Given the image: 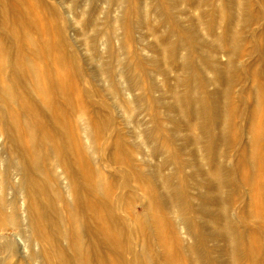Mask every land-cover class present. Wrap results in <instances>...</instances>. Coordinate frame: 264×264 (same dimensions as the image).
Instances as JSON below:
<instances>
[{
	"label": "rangeland",
	"instance_id": "rangeland-1",
	"mask_svg": "<svg viewBox=\"0 0 264 264\" xmlns=\"http://www.w3.org/2000/svg\"><path fill=\"white\" fill-rule=\"evenodd\" d=\"M232 4H236V7L232 8ZM116 7L117 0H0V11L3 9L8 15L5 22L9 28L15 26L14 19L20 14L18 9L29 12L42 19L47 28L46 33L70 53L74 66L72 70L70 64L62 68L53 65L46 73L49 77L64 76L67 81L66 90L71 103L66 105L65 101L60 100L61 121L68 126V132L78 139V147L88 156L90 170L98 172L104 184L109 186L107 198L112 202L109 212L140 218L156 214L168 222L169 239L177 246L173 251L177 261L175 264H227L222 252L214 247L218 240L216 236L201 231V235L195 237L192 231L183 234L178 228L179 218L191 216L207 226L217 223V218L200 208L176 214L173 212V209H177L175 201L172 210L155 206L142 195V183L128 180L131 183L127 187L122 174L130 167L146 168V165L143 166L145 162L159 163L160 152L170 150L171 155L168 156V151L162 171L166 173L171 170L170 182H176L179 191L185 194L181 205L198 202L199 198L194 192L202 184L198 183V173L193 170V157L187 152L193 146L184 135L182 124L192 119V100L196 96L201 97L204 92L218 88V101L224 102V81L213 73L207 58L214 56L215 61L225 63L230 50V35L242 28L243 37L233 61V82L228 100L235 115H232L228 130L231 146L226 150L225 159H219L229 169L230 179L234 183L232 204L226 217L243 233L240 263L263 264L260 259L251 261L249 255L250 249L253 250L259 239L264 237V173L260 169V157L264 155V131L255 142L250 141L251 134L264 130V0H124L123 7L117 12L121 18L115 22ZM199 8L206 11L201 24L195 19ZM191 20L195 25H192ZM192 27H195V31L190 33ZM153 32L162 36L163 42L173 41L178 36L184 37L183 44H177L172 58L167 62L156 58L155 62L145 60L155 54L151 48L147 53L149 55L146 54V47L154 41ZM40 34L39 27H35L30 36L37 38ZM101 41L104 42V48L100 45ZM185 54L193 63L205 66L196 77L190 75L186 78L185 73H180L178 63ZM125 59L131 60L130 66L123 67L122 61ZM119 68L124 69L126 77L130 74L134 76L130 85L131 91L136 94L133 99H129L122 91L125 81L123 78L118 79ZM40 69L43 66L36 64L30 70L38 72ZM178 76L181 79H177ZM194 79L199 82L204 80L199 87L200 92L193 88ZM207 79L209 81H205ZM175 94L181 95L183 114L169 107ZM54 98L60 99L56 93ZM0 108L5 109L1 99ZM94 112L100 113L106 120L104 130L98 131L94 124ZM252 112L254 117L250 120ZM85 119L90 121L88 132L93 142L91 147L81 138ZM216 123L208 121L205 135L200 132L202 154L210 151L211 140L208 139L221 126L220 122ZM143 128L148 129L144 136L140 131ZM118 141L123 146L120 149L115 147ZM26 144L27 141L24 146ZM213 147L218 152V144L215 143ZM42 152L44 154L45 151ZM251 152L257 154L252 167L248 164ZM208 163L207 168L212 162ZM48 167L44 174L52 173ZM4 172L0 166V175H4ZM244 178L247 184L242 183ZM249 179H254V183H250ZM258 179L261 184H258ZM147 184L153 186L149 180ZM53 193H56L54 204L63 208L66 196L61 187L57 185ZM119 193L120 202H115L113 196ZM5 197L8 203L14 198V192L6 191ZM88 202L95 204L96 199L91 197ZM248 209L256 212L257 220L246 218ZM58 212L60 220L56 219L57 223L75 231L79 220L74 218L70 223L68 208ZM101 213L103 211L96 214ZM97 220L96 215L85 218L89 225ZM25 227V222L12 214L11 208H7L4 203L0 213V264L8 261L12 264H33L14 235V232L23 233ZM89 232L90 228L86 227V233ZM97 238L92 236L90 239L93 241L89 240L98 244L100 238ZM57 241V247H63L68 255L71 251L74 254V250L70 245L66 246L62 238ZM8 244H12V253L4 249ZM190 244L192 248L187 250ZM90 253L93 259L94 251ZM155 253L156 257L159 254L161 264H166L162 261L158 247ZM111 255V250L106 248L104 260H110ZM162 257L165 258L164 255Z\"/></svg>",
	"mask_w": 264,
	"mask_h": 264
},
{
	"label": "bare ground",
	"instance_id": "bare-ground-1",
	"mask_svg": "<svg viewBox=\"0 0 264 264\" xmlns=\"http://www.w3.org/2000/svg\"><path fill=\"white\" fill-rule=\"evenodd\" d=\"M123 4L124 0H117L116 13L120 11ZM232 6L234 8L236 4ZM202 9L205 10V8ZM17 11L20 14L15 17V26L12 28H9L5 22L8 20V15H5L3 9L0 11L3 27L0 29V99L5 106V109L0 108V166L5 171L4 175H0V213L6 203L7 208H11L12 214L18 215L25 222L26 227L23 233L14 232L21 249L28 253L33 264H161L159 254L156 257L155 253L158 247L160 254L162 253V261L166 264H175L177 261L173 251L177 246L169 239V224L160 215L149 214L140 218V216L129 217L108 211L112 205L107 198L109 186L104 184V179L98 172L90 170L87 164L88 156L78 147V139L68 132V126L61 121L60 100L65 101L66 105L71 103L70 95L66 90L67 81L64 76L49 77L46 74L49 67L53 65L62 68L70 64V70H72L74 66L71 64L70 53L46 33L47 28L42 19L39 20L24 10ZM205 13L206 11L199 8L195 15L199 24L202 23ZM119 14L115 15V22L121 18ZM191 23L195 25L192 20ZM35 27L41 30L40 37L30 36ZM194 31L195 27H192L190 33ZM153 35L154 41L146 47L148 48L146 54L150 48L155 51V54L144 58L151 62H155L154 58L167 62L172 58L177 44L184 42L183 36H178L170 42H163L162 36L155 32ZM242 37V28L231 33L230 50L226 55L225 63L215 61L214 56L207 58L213 73L224 81V102L218 101V88L204 92L201 97L196 96L192 100V119L185 120L182 124L184 135L193 146L187 149V152L193 157L192 161L195 164L193 170L197 171L198 183L202 184L199 190H197L199 186H196L194 192L199 198L198 202L181 205L180 202L185 194L179 191L176 182H170L172 181L171 170L166 173L162 171V165H165V158L170 150L160 152L159 163L149 161L146 164L145 162L143 166L146 165V168L134 166L122 174L127 187L131 183L128 180H133L136 184L142 183V195L155 206L160 205L172 210L175 201L177 209H173V212L176 214L179 211L190 212L194 208H200L216 217L218 222L210 226L191 216L181 220L179 218L177 219L178 228L183 234L192 231L195 237L200 236L201 231L216 236L218 240L214 243V247L222 252L227 264H241L240 241L243 237L242 231L237 230L235 224L226 217L232 204L234 183L230 179L229 169L221 161L225 159L226 150L231 146L228 130L234 109L228 105V100L233 82L231 75L233 61ZM100 45L102 48L105 47L103 41ZM130 61L126 59L122 61L123 67L130 66ZM36 64L43 66V69L38 72L31 71L30 69ZM178 66L180 73H185L186 78L190 75L196 77L198 71L205 67L204 64H195L190 61L186 54L182 56ZM121 78L125 81L122 88L124 94L129 99L136 97L130 87L134 76L130 74L126 77L124 69L119 68L118 79ZM177 79H181L180 76ZM203 82L204 80L199 82L198 79H194L193 88L196 92H200L199 87ZM54 93L60 99L56 100ZM169 104V107H174L176 111L183 114L184 108L181 105L180 94H175L172 103ZM94 114L93 120L98 131L104 130L106 120L100 113L94 112ZM251 117H254L253 112L250 114V120ZM208 121L214 124L220 122L221 126L219 131L208 139V141L211 140L210 151L202 154L200 132L205 135ZM60 122L62 124L59 125ZM147 130L140 129L141 135L144 136ZM88 131L90 132V121L85 119L81 138L88 147H91L93 142ZM263 131L251 134L250 141L257 140ZM25 141L28 142L26 146H24ZM215 143L219 146L218 152L213 147ZM115 147L120 149L123 146L118 141ZM41 149L45 151L44 154ZM170 155L171 151L168 156ZM250 156L248 164L252 167L257 154L251 152ZM208 162L212 163L207 168L206 165L210 164ZM260 164L263 174L264 155L260 157ZM47 167L48 170H52L51 174H44ZM148 180L154 187L147 184ZM249 182L253 184L254 179H249ZM242 183L247 184V180L244 178ZM259 183L261 184L260 179H258ZM57 185L66 196L63 208H68L70 211V223L74 218L79 220L75 231L59 225L56 221V219L60 220L58 211L63 209L58 208L53 202L56 196L53 189ZM9 190L14 192V198L7 203L5 196L6 191ZM120 195L119 193L113 196L115 202H120ZM262 195L260 192L261 197ZM91 197L96 199L95 204L88 202ZM98 211L103 213L97 215ZM93 215L98 216V220L96 223L87 224L85 218ZM245 216L258 219L256 212L251 209L245 212ZM86 227L90 228V234L86 233ZM92 236L100 238L98 244L90 242V240L93 241L90 239ZM60 238L64 240L66 246H71L74 254L71 251L68 255L63 247L56 246ZM11 245L8 244L4 248L9 253L13 252ZM187 246V250L192 248L191 244ZM106 248L112 252L108 261L103 258ZM91 250L94 251L93 259H91ZM163 255L165 258L162 257ZM196 256L199 257L198 254ZM249 258L251 261L260 259L264 264V237L259 239L253 250L250 249ZM2 263L12 264L9 261Z\"/></svg>",
	"mask_w": 264,
	"mask_h": 264
}]
</instances>
